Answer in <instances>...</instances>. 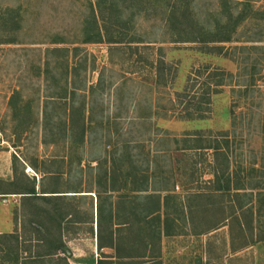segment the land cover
Wrapping results in <instances>:
<instances>
[{"label": "rangeland", "instance_id": "rangeland-1", "mask_svg": "<svg viewBox=\"0 0 264 264\" xmlns=\"http://www.w3.org/2000/svg\"><path fill=\"white\" fill-rule=\"evenodd\" d=\"M97 26L102 40L85 42L98 37ZM228 34L229 42L200 41ZM66 64L76 91L67 102L83 99L91 114L73 153L59 134L45 143L42 125ZM208 73H224V84L200 117L186 119L184 107L206 90ZM54 108L51 115L64 116ZM111 167L115 185L127 183L113 195L118 206L148 211L146 196L157 193L167 199V218L187 223L184 214L194 224L198 234L177 245L192 249L195 261L264 264V0H0V232L21 235L18 248L9 238L1 244L0 264L60 258L48 256L43 209L69 201L90 222L94 195L104 191L96 181ZM132 172L137 181L150 176L147 194L131 191ZM33 183L87 195L12 194ZM90 228L66 235L89 238Z\"/></svg>", "mask_w": 264, "mask_h": 264}, {"label": "crops", "instance_id": "crops-1", "mask_svg": "<svg viewBox=\"0 0 264 264\" xmlns=\"http://www.w3.org/2000/svg\"><path fill=\"white\" fill-rule=\"evenodd\" d=\"M114 193L109 192L110 197H107L106 201H103L101 196L102 207L99 209L96 195L91 194L95 196V201L94 204L92 203L93 217L90 222L85 216L81 217L80 208H71L69 201L56 207L53 204L51 206L49 201L48 206L43 209L47 210L49 216L47 232L52 237L50 246H53V249L48 251V256L61 257L46 263L32 259L26 264H201L199 260L195 261L196 256H193L192 249L185 250L187 246L177 245L180 237L198 234L197 230L192 228L194 224L191 223V226L182 212L183 219L187 220V223L183 222L186 227L176 217L167 218L163 199L158 210L151 208L147 211L141 207L126 206L127 204L118 206L113 200ZM46 194L58 197L56 199L70 200L73 196H86L87 192L61 191L44 195ZM149 194L152 193L147 195ZM88 223L91 224L87 232L89 238L86 236L83 238L81 235L79 238L67 237L66 234H70L73 228L79 229L80 226ZM32 225L38 226V222L32 221ZM15 233L20 235L17 231ZM0 234L8 233L0 232ZM20 239L21 235L15 243L17 248ZM77 240L79 243H75ZM14 264H20L18 258Z\"/></svg>", "mask_w": 264, "mask_h": 264}, {"label": "trees", "instance_id": "trees-1", "mask_svg": "<svg viewBox=\"0 0 264 264\" xmlns=\"http://www.w3.org/2000/svg\"><path fill=\"white\" fill-rule=\"evenodd\" d=\"M234 24L237 23V20L233 22ZM97 38H92V37H86L85 38V42H95V41H101L102 40V35L100 34V31L98 30V26H97ZM232 38L230 36V34L228 35H220V36H215L213 38H203L200 41L202 43H208V42H212V43H223V42H229L231 41ZM108 42H116V40L112 37H109L107 39ZM207 45V44H205ZM207 49L209 50H221L222 46H214V47H208L205 46ZM63 48H55L52 49V52L57 53L60 51H64L62 50ZM65 71L63 73L62 76H60L59 78H56L54 76V80H55V88L58 89L60 87L59 90H56V92H54V94L49 95V98L47 100V102L45 103V105L43 106V117H42V125L44 128V142L45 143H55L57 140V135L59 134L60 137L63 138V140L68 141V146L71 148L70 153H73V150L75 148H77L78 146H80L81 144H83L85 137H86V131L89 127V123L91 122V114L89 112V105H87V102L84 101L83 99L79 102L80 104L78 106L74 105V103L71 105L67 102V98L70 97V99L72 98L75 99V95H76V91L74 88L69 89L68 88V74H69V70L68 65L66 64L65 67ZM45 78L48 80V75H51L52 77V71L49 68V64L46 65L45 67ZM225 74L224 73H215V74H211L208 73L206 76V79L204 80V85H206V90L202 92L201 96L199 97V99H195V96L193 97V100H188L186 107H184L185 112V117L186 119H195L200 117L199 114H202L206 109V107H209L210 104V96L213 93H218L220 90V87L224 84V79H225ZM53 78V77H52ZM208 79L211 80L208 81ZM62 81V85H60ZM212 87V88H211ZM18 91L14 92L12 94V96L9 99V103L10 105H16L17 103H13L15 97L17 96ZM53 106V109L55 110L54 106L57 107H61L64 111V116L63 117H58L57 116H53L51 115V111L49 110V107ZM57 105V106H56ZM88 106V107H87ZM88 108V109H87ZM56 129L58 131H56ZM59 132V133H58ZM176 139V138H173ZM183 142L188 141V139H186V137H183L181 139ZM176 142L179 140H175ZM209 147V146H208ZM216 150L217 149H221V146H216L214 147ZM33 168H37L36 163H32L30 164ZM138 172L134 173L132 172L131 176L134 177V179L132 178H128L131 187V191H133V193H139V192H147L148 190V180L150 181V176L148 174H142V178L141 181H137L135 180V177H137ZM129 176V177H131ZM115 173L113 171V167H111L110 169H105L103 171V176L99 177L98 180L96 181V183L101 184L103 186V190L101 191L104 193H108L107 197H110L109 192H115L118 191L121 187L124 188L126 187L125 185L127 183H123L122 186H116L115 185ZM12 183L15 185V182L12 181ZM125 184V185H124ZM19 189H17V191H14L12 193H16V194H22L23 197H30L31 199H43L46 197H54V196H48V195H42L45 193H58L61 191H54L55 189H50L48 191H37L36 187H35V183H33L32 186L30 187H26V188H22V186H18ZM228 188V186H227ZM220 190V188H218ZM240 189V188H237ZM19 190V192H18ZM160 191V190H157ZM169 192V191H167ZM97 194V192H95ZM101 193L98 192V196L97 197V208H101L102 207V200H101ZM128 197V196H127ZM147 199L148 198H153V208L155 211L158 210L161 206V197L159 196V194H149L148 196H146ZM167 197V196H166ZM165 202L167 203V199L163 200V205L165 204ZM165 206V205H164ZM189 217V216H188ZM18 235L16 233H8V234H0V250L1 249V244L7 242V238H9L10 240L14 241L15 243L18 241ZM15 247L17 248L16 244Z\"/></svg>", "mask_w": 264, "mask_h": 264}]
</instances>
